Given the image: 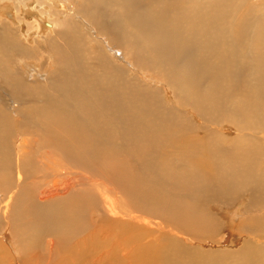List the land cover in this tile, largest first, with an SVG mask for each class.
Instances as JSON below:
<instances>
[{
	"label": "bare ground",
	"instance_id": "6f19581e",
	"mask_svg": "<svg viewBox=\"0 0 264 264\" xmlns=\"http://www.w3.org/2000/svg\"><path fill=\"white\" fill-rule=\"evenodd\" d=\"M46 1L0 7V264H264V0Z\"/></svg>",
	"mask_w": 264,
	"mask_h": 264
},
{
	"label": "rangeland",
	"instance_id": "374dc122",
	"mask_svg": "<svg viewBox=\"0 0 264 264\" xmlns=\"http://www.w3.org/2000/svg\"><path fill=\"white\" fill-rule=\"evenodd\" d=\"M31 1H33V0H19L18 2L16 1V0H0V7H2V6H4V5H7V4H11V6H15L16 4H19V6L20 7H23L26 3H28V2H31ZM43 1H45V2H47L46 0H43ZM64 3H66L65 1L66 0H62ZM255 1V5H256V8L259 6L258 4H260V1H258V0H253V2ZM77 2H81L82 4H83V10L82 11H79V9L75 6L73 9H72V13H73V11H75V9H77L78 10V12L79 13H81L82 15H83V18L84 19H87L88 20V11L85 9V7H87V0H77ZM50 3L51 4H53V2L52 1H50ZM57 4H59L58 2H57ZM85 6V7H84ZM4 7H6V6H4ZM71 13V14H72ZM92 14H93V12H91ZM66 14H70V12H68V13H66ZM79 16H81L80 14H79ZM64 16H61V18H63ZM82 17V16H81ZM4 20H6V21H8L7 20V17H4ZM9 22V21H8ZM10 23V22H9ZM93 29V28H92ZM97 29V28H96ZM98 31H99V29H97ZM90 32V31H89ZM91 32H94L93 30H91ZM89 36H91V37H93L94 38V43H90L88 40H87V43H88V57L89 58H92V56H93V54L91 53L92 51H94L95 49H96V47H95V45H98V44H100L103 48H106V47H104V42H103V35H102V33H101V31H99L98 32V38H95L94 36H96V34H89V33H87ZM15 36H16V34H15ZM43 40H41V41H39L38 43H37V45L35 46V47H33V48H36L37 49V47L38 46H43ZM107 43L108 42H105V44L107 45ZM110 46H113V48L115 49V48H118V47H116V46H114V45H112V44H110ZM107 49V48H106ZM108 51V50H107ZM39 52L37 51V54H38ZM46 53V52H45ZM108 53H109V55L110 56H113V54H111L109 51H108ZM37 59H38V55H33L32 56V58L31 59H29L27 62L29 63L30 61H37ZM111 59H112V57H111ZM118 60V59H117ZM134 65V64H133ZM136 66V65H135ZM128 67V66H127ZM22 69L24 70V71H28V70H26L25 68H24V66H22ZM135 69H136V71H133L130 67H128V70H129V74L132 76V77H139L142 81H144L145 83H148L149 85H150V87H149V89H151V90H156V89H158V90H160L161 89V87H163L164 86V84L163 83H165L164 82V80H163V78L160 76V75H158L157 73H155V72H153V71H149V70H147V71H149V72H151L152 73V76H153V79L149 76V80H145V79H143L142 77H141V75H140V73L142 72L141 70H145V69H143V68H138L137 66L135 67ZM139 69H141V70H139ZM43 75H45L46 73H47V65H45V68L43 69ZM40 71H36L34 74H33V76H37L39 79H42V78H40V77H44L43 75L42 76H40ZM126 75L128 76V74L126 73ZM46 76H48V74H46ZM128 78H129V76H128ZM160 95L162 96V92H161V90H160ZM166 96H167V98H168V100L170 101V102H175V96L173 95V94H171V93H167L166 94ZM193 123L195 124V125H199V124H203V122H202V120H200V121H196V119L195 120H193ZM199 123V124H198ZM199 127V126H198ZM223 131V133L224 134H226V135H229V136H232V135H234V131H227V130H222ZM201 137L203 138L204 137V135H201ZM263 142H264V140H263ZM15 181H17V174H15ZM1 195V194H0ZM240 205V206H239ZM242 205H244V204H238L236 207H234V208H232L231 209V207H229V208H220V207H214L213 208V211H215V209H216V211L215 212H217V213H220V217L221 218H225L224 220L225 221H227V220H229V218H235V219H233V222L235 223V227L233 228V229H223V231H222V233H221V236H219L217 239H219V238H224V243H223V245H221V244H218L217 245V248L219 247V248H223V249H221V250H226V251H228V253L230 254V252L231 253H236V252H239V250L241 249V247L244 245V240H245V238H247V237H241V238H239V235L238 234H241V231H238V226H239V224L241 223V220H243V219H245V218H247L248 216H247V213H246V215H240V211L242 210V208L244 207V206H242ZM238 207V208H237ZM225 209V210H224ZM231 210V211H230ZM234 210H235V212H234ZM237 211V212H236ZM225 213H226V215H225ZM239 213V214H238ZM227 217V218H226ZM241 219V220H240ZM8 224L5 222V221H1V226H0V231H4V230H6L7 228H8ZM0 237H1V235H0ZM227 237H228V239H229V242H227L228 243V245H229V243H230V245H229V247H228V245L226 244V241L228 240L227 239ZM8 239V238H7ZM6 239V241H8ZM232 239H234L235 241L233 242L232 241ZM4 241H5V239H4ZM3 241V242H4ZM232 241V242H231ZM252 241L253 242H255V243H257V244H259V245H262V246H264V240L263 239H258V240H256V239H253L252 238ZM225 244V245H224ZM7 246H8V244H6ZM238 249V250H237ZM235 252H234V251ZM230 256H232L231 254H230ZM231 259V258H230ZM228 264H232V262H230V263H228Z\"/></svg>",
	"mask_w": 264,
	"mask_h": 264
}]
</instances>
